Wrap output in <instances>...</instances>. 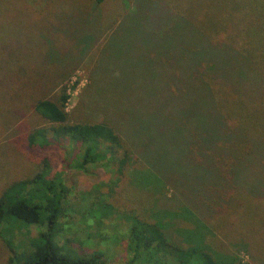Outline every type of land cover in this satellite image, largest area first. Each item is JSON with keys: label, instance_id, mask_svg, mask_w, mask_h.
I'll return each instance as SVG.
<instances>
[{"label": "rangeland", "instance_id": "374dc122", "mask_svg": "<svg viewBox=\"0 0 264 264\" xmlns=\"http://www.w3.org/2000/svg\"><path fill=\"white\" fill-rule=\"evenodd\" d=\"M142 1L149 8L151 0H106L99 6L95 0H43L42 5L49 2L50 8L36 12L30 0H0V193L13 181L36 173L49 159V176L63 177L68 189L61 211L65 234L60 243L65 252H102L111 264H126L128 233L137 216L166 223L186 246L205 244L224 264H264V25L260 22L264 12L260 0H161L186 15L211 43L221 39L240 46L242 40L249 58L256 53L258 29L263 33L260 55L255 58L260 61L252 63L255 73L238 83L250 96L235 99L224 87L215 91L217 105L233 123L232 134L222 135L226 151L200 135L193 120L187 126L192 132L167 133L155 149H147L150 169L139 168L133 158L123 176L111 156L104 163L88 164L87 170L78 169L70 164L78 145L61 141L32 146L29 141L35 130L54 126L37 112L38 99L56 98L66 87L69 123L93 121L92 108L99 110L122 82L137 76L130 66L120 67L122 57L128 63L145 61L146 71L153 70L155 50L166 33H160L159 44L155 43L161 30L133 24V17L112 33L127 4L140 8ZM249 16L256 19L248 21ZM177 29L193 31L185 23ZM206 40L199 44L203 54L210 51ZM172 47L176 50L173 60H180L181 39ZM213 51L223 56L226 72L241 64L240 55L225 46ZM204 64L206 76L231 82V74L222 77L212 71V65ZM94 65L98 78L86 93ZM178 91H183L182 101H189L194 110L208 108L209 118L218 113L217 106L205 108L184 86L174 92ZM108 105L115 106L110 100ZM210 120L203 125L213 124ZM205 145L214 151L200 160L198 153ZM160 171L175 181L176 189L163 181L149 182ZM13 239L29 240L20 231ZM11 256V247L0 235V264H14Z\"/></svg>", "mask_w": 264, "mask_h": 264}, {"label": "trees", "instance_id": "16d2710c", "mask_svg": "<svg viewBox=\"0 0 264 264\" xmlns=\"http://www.w3.org/2000/svg\"><path fill=\"white\" fill-rule=\"evenodd\" d=\"M31 1L32 5L37 7L36 12L50 8L47 7L49 2L42 5L43 0ZM105 1L95 0V5H102ZM150 2L149 8L143 1L140 8L137 4L131 5L129 2L126 6L127 12L112 33H117L130 17H133V24L161 30L154 38L155 43L159 44L160 33L162 35L166 33L165 41L161 43L163 46L155 50L153 70L150 73L146 71L145 61L128 63L126 62L128 60L124 61L122 57L120 67L130 66L137 76L125 83L122 82L119 89L110 93L108 101L103 107H99V110L92 108L93 121L69 123L67 111L69 95L66 87L56 98L38 99L35 105L37 112L54 126L49 130L40 128L30 134L29 141L32 146L55 145L66 141L71 145H78L73 152L75 160L70 163L75 168L87 170L88 164L104 163L111 156V161L117 166V173L124 176L133 158L139 161V168H148L150 164L147 163L149 160L147 149H155L156 142L167 133L177 135L192 132L187 126L192 125L190 121L196 120L198 133L210 137L220 150L226 151L222 135L232 134L233 123L217 105L215 91L216 88L224 87L235 99L250 96L238 83L245 81L244 78H248L249 74L255 73L252 63L260 61V58L257 60L255 58L260 55V34L263 33H260L259 28L256 53L249 58L245 55V45L243 46L244 42L241 39L238 38L241 40L240 46L228 44L221 39L211 43L199 29L190 25L191 22L186 15L176 12L171 3L164 5L161 0ZM263 6L264 0H260V9L264 12ZM252 19L255 20L256 17H248V21ZM260 22L264 25V17ZM181 23L190 26L193 31L178 30L177 26L180 27ZM134 29L138 30L135 27ZM108 36L107 39L110 38ZM200 36L209 44L210 51L205 54L200 50L199 44L202 41ZM244 38L246 40V36ZM178 39H181L184 47L179 52L180 60L174 61L176 50L172 45ZM224 46L240 55L238 58L241 64L233 71L226 72L224 65H221L223 56L213 51ZM198 55H202V58L196 59ZM246 59L248 61H245ZM204 63L212 65V71L222 77L231 74V82L225 84L220 77L216 80L206 76L203 73L205 72L203 67L206 65ZM96 69L98 67L94 65L93 76L86 93L98 78L99 71ZM122 71L123 69H120V72ZM180 86L182 88L184 86L189 93L196 94L205 108L212 106L216 109L217 106L218 113L209 118L208 108L206 112L191 108L192 104H189V101L185 103L182 101L183 91L175 93ZM109 100L115 106L108 105ZM89 103L90 101L86 103L88 109ZM257 103L260 104V101ZM205 119L209 121L212 119L214 123L205 127L202 123ZM48 133L52 136L49 137ZM213 151L210 146L205 145L203 150L199 151L198 157L205 160ZM50 167V160L45 159L36 173L34 171L33 175L13 181L0 193V235L12 249L10 261L14 264H111L102 252L79 255L64 251L60 243L65 234L61 211L62 199L65 198L68 189L64 185L63 177L57 176L59 177L57 181L54 176L53 178L49 176ZM164 172L160 171L159 174L156 172L158 175L149 182L163 181L172 184L176 189L175 181L167 178ZM108 206L110 210L112 204H106V208ZM131 222L126 248L130 257L126 264H224L220 260L221 257L212 253L205 244L186 246L177 241L166 223L147 221L137 216H133ZM17 231L26 234L29 240L15 242L13 234L15 235Z\"/></svg>", "mask_w": 264, "mask_h": 264}]
</instances>
